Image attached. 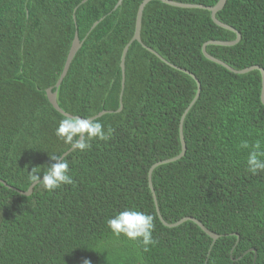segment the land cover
<instances>
[{"label": "trees", "instance_id": "1", "mask_svg": "<svg viewBox=\"0 0 264 264\" xmlns=\"http://www.w3.org/2000/svg\"><path fill=\"white\" fill-rule=\"evenodd\" d=\"M81 1L0 0V181L24 193L34 167L43 171L50 155L71 148L54 134L64 117L45 90L52 88L57 106L73 117L112 112L96 119L110 130L107 140L63 158L73 184L53 192L36 186L25 197L0 183V264H264V171L248 173V150L238 148L241 140L264 141L260 74H232L201 53L208 41L236 36L204 10L153 1L142 13L143 45L200 85L182 124L183 156L152 172L157 207L168 224L197 220L219 237L213 242L189 221L164 227L147 181L153 164L180 154L179 120L195 82L134 42L125 56L122 110L113 113L121 53L143 0H122L113 12L117 0ZM216 19L240 40L206 53L235 71H264V0H227ZM75 31L81 47L54 89ZM125 209L154 216L157 243L148 251L107 228Z\"/></svg>", "mask_w": 264, "mask_h": 264}, {"label": "clouds", "instance_id": "2", "mask_svg": "<svg viewBox=\"0 0 264 264\" xmlns=\"http://www.w3.org/2000/svg\"><path fill=\"white\" fill-rule=\"evenodd\" d=\"M55 136L65 145L79 151L86 152L91 149L92 141H104L109 138L110 130L94 119H81L80 117L66 116L59 121L55 129ZM238 148L248 150L245 170L257 175L264 171V141L257 139L254 142L241 140ZM50 164L41 171L34 167L29 173L32 186H40L44 190L53 192L63 185L74 183L69 174V164L66 160L53 154L49 156ZM106 226L114 237L125 239L138 244L144 251L155 246L157 241L153 237L155 228L154 216L135 209H125L107 219Z\"/></svg>", "mask_w": 264, "mask_h": 264}, {"label": "water", "instance_id": "3", "mask_svg": "<svg viewBox=\"0 0 264 264\" xmlns=\"http://www.w3.org/2000/svg\"><path fill=\"white\" fill-rule=\"evenodd\" d=\"M87 1L88 0H82L80 4H84ZM153 1L160 2V3L164 4V5H167V6H170V7H173V8H178V9H198V10L207 11V12H209L210 19H211V21L213 22L214 25H216L217 27H219L221 29H224V30H227V31L232 32L236 36V38H235V40L233 42L208 41V42L204 43L202 45V47H201L202 56L206 60H208V61H210V62H212V63H214L216 65H219V66L223 67L224 69H226L227 71H229L230 73L235 74V75L246 74V73L251 72L253 70L258 71L259 74H260V79H261V88H260L259 99H260V102H261V104H262L263 107H264V71L260 67H258V66H252V67H248V68H246L244 70L235 71V70L231 69L230 67H228L223 62H221V61H219V60H217V59L209 56L206 53L205 48L207 46L230 47V46H234L235 44H237L239 42V40H240V35H239V33L237 31H235L233 28H231V27H229L227 25H224V24L220 23L216 19V14L223 9V7H224V5H225V3H226L227 0H218V2L216 3V5L213 6V7H204V6H201V5L181 4V3H176V2H173V1H170V0H143L139 4L138 9H137V12H136L133 36H132L131 40L128 42V44L124 47V49L122 50V53H121L120 62H119V69H120V75H121L120 92H119V96H118V104H119V107L113 113H119L122 110V94H123V88H124V62H125V56H126V53L128 51L129 46L132 43H134V42H136L137 44H139L143 49H145L147 52H149L150 54H152L153 56H155L157 59H159L162 63L166 64L167 66L171 67L172 69H175V70H177L179 72H182V73L188 75L195 82V84H196V93H195V96H194L193 100L189 103V105L187 106V108L184 110V112L182 113V115L180 117V120H179L178 136H179L180 149H181L180 154L178 156L172 158V159L160 161V162H157V163L153 164L150 167V169L148 170L147 181H148V188L150 190V193L152 195V199H153V202H154L156 215L158 217V220L160 221V223L164 227H166V228H174V227H176V226H178V225H180L182 223H185V222L189 221V222H192L193 224H195L204 234H206L214 242L219 237L217 235L211 233L210 231H208L197 220H195L193 218L186 217V218H182L181 220H179L176 223L168 224V223H166L162 219V217H161V215L159 213L158 207H157L156 197H155L154 190H153L152 183H151V175H152V172H153V170L156 167H159V166L164 165V164L172 163V162L180 159L183 156L184 151H185V144H184L183 135H182V124H183V121H184V118H185L187 112L189 111V109L192 107V105L195 103V101L197 100V98L199 96L200 85H199L198 80L192 74H190L189 72H187L185 70H182L180 68H177L175 66L170 65L165 60H163L160 56H158L154 51H152L151 49H149L145 45H143V43L141 42V39H140V30H141L142 13H143V10H144L145 6L147 4H149L150 2H153ZM121 3H122V0H117L116 5L112 9V12L115 11L117 9V7H119L121 5ZM74 12H75V10H74ZM73 23H74V26H75L74 15H73ZM97 24H98V22H95L92 25L91 30ZM80 47H81V42L78 40L77 32L75 31V33L73 35V39H72L71 45H70V48L68 50V53L66 55V58H65V61H64V64H63L62 71H61V73H60V75H59V77H58V79H57V81H56V83L54 85V89H57L59 87V85L61 84L62 80L66 76V73L68 71V68H69L71 62H72V59L74 58L75 54L77 53V51L79 50ZM45 95H46V99H47L48 103L53 108V110H55L58 114H60L63 117L71 116V115L66 114L65 112H63L57 106V103H56V92H52V88H49V89L45 90ZM106 114H112V112L111 111H102V112L98 113L96 116H94L92 118H89V119L96 120V119H98V118H100V117H102V116H104ZM73 150H74L73 148L68 149L63 155H61L60 158L63 159L67 154H69ZM0 183L3 186H5L6 188H8V189H10L12 191H15L18 194H20L22 196H25V197L30 196L32 194V192H33L34 187H35V186H32L31 185L28 188V190L23 193V192H19V191L15 190L14 188L9 187L3 181H0Z\"/></svg>", "mask_w": 264, "mask_h": 264}]
</instances>
